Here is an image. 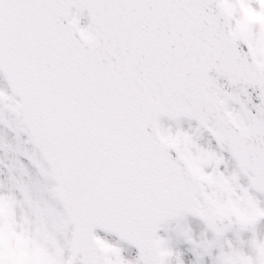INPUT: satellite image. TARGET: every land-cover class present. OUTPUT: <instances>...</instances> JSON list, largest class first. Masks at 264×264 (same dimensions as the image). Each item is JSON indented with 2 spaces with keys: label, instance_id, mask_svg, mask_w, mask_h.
Segmentation results:
<instances>
[{
  "label": "snow or ice",
  "instance_id": "obj_1",
  "mask_svg": "<svg viewBox=\"0 0 264 264\" xmlns=\"http://www.w3.org/2000/svg\"><path fill=\"white\" fill-rule=\"evenodd\" d=\"M0 264H264V0H0Z\"/></svg>",
  "mask_w": 264,
  "mask_h": 264
}]
</instances>
